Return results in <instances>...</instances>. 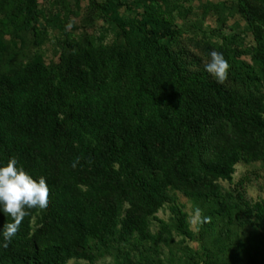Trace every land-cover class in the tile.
<instances>
[{"label": "trees", "instance_id": "16d2710c", "mask_svg": "<svg viewBox=\"0 0 264 264\" xmlns=\"http://www.w3.org/2000/svg\"><path fill=\"white\" fill-rule=\"evenodd\" d=\"M23 1H15L12 21L32 23L34 33L42 35L35 16L25 13ZM239 8L256 41L255 60L264 81V13L246 0H239ZM109 18L126 39L130 23L143 33L139 46L130 51L133 97L128 108L120 105V92L103 99L59 81L54 64L38 65L40 84L32 94L23 83L13 88L8 100L0 97L1 111L10 122L21 116L16 133L13 123L0 125V164L15 157L34 178L44 177L50 191L43 227L33 231L38 210H31L7 247L0 236V258L40 264H68L73 258L93 262L96 251L110 252L121 243L117 264H134L125 246L157 244L171 229L195 238L189 214L170 193L174 189L195 204L207 205L200 221L204 236L212 235L215 213L229 219L243 213L254 227L242 242L243 250L252 262L264 264V198L252 202L240 193L234 197L230 191L222 193L219 183L231 182L241 161L264 165V90L257 86L242 93L204 73L185 79L162 42V37L174 34L173 22L166 17H161V35L149 33L134 20ZM138 57L146 59L144 65ZM226 59L230 68L238 69L229 52ZM123 68L121 63L113 66L114 79ZM17 76L9 78L11 84L24 81L23 75ZM122 109L131 115L130 131L122 125ZM42 114L46 122L40 136L36 117L44 118ZM18 134L22 135L17 138ZM165 204L172 223L157 217ZM151 220L162 232L150 231ZM9 222L10 217L0 214V228ZM205 254V264H220L210 251Z\"/></svg>", "mask_w": 264, "mask_h": 264}, {"label": "rangeland", "instance_id": "374dc122", "mask_svg": "<svg viewBox=\"0 0 264 264\" xmlns=\"http://www.w3.org/2000/svg\"><path fill=\"white\" fill-rule=\"evenodd\" d=\"M15 1L0 0V97L4 96V99L8 100L7 95L13 88L23 83L29 95L32 94L40 84L38 65L54 64L59 81H66L70 86L74 83L82 88L85 95H101L103 99L112 91L120 92V105L125 104L128 108L133 97L130 88L133 58L130 51L137 48L143 38L142 31L130 22L137 21L149 33L161 35L165 32L161 17L173 22L171 28L174 34L162 37V42L169 46L171 56L185 79L195 73H204L208 79L216 81L204 70L210 51L215 50L223 53L225 58L229 52L238 68H230L227 80L219 84L242 93L255 91L257 86L264 90L262 69L255 60L256 41L239 8V0H24L25 13L35 16V23L43 32L40 36L34 33L32 23L12 21ZM246 1L264 13V0ZM109 17L130 23L127 27L128 39ZM138 59L140 64L146 62L145 58ZM117 63L123 64L124 68L119 79H114L112 69ZM247 72L252 78L246 76ZM18 74L23 75L24 81L19 79L12 85L9 78H17ZM163 89L167 87L163 86ZM42 116V120L36 117L40 126L37 134L40 133V136L46 122L44 114ZM120 117L124 128L130 131L133 124L131 115L122 109ZM18 118L10 122L0 105V125L13 123L16 133L14 129H18ZM24 133L27 134V130ZM21 135L18 134L17 138ZM219 183L222 193L230 191L234 197L240 193L246 200H260L264 198L263 162L241 161L235 166L233 180L220 179ZM170 193H175L189 214L195 238H187L171 229L162 233L163 239L157 244L145 242L125 246L126 251L133 255L134 264H139L143 256H147L143 264L181 261L185 264H205L206 251H210L220 264H256L243 250L242 242L254 229L243 213L233 219L215 213L212 235L204 236L200 233V221L207 205L195 204L178 190L171 189ZM43 217L44 210H38L32 220L33 231L43 227ZM157 217L172 223L168 204L159 210ZM150 231L162 232L156 220H151ZM122 247L119 243L110 252L96 251L93 262L73 258L68 264H117L118 249ZM0 264L40 262L34 259L19 262L3 257Z\"/></svg>", "mask_w": 264, "mask_h": 264}, {"label": "clouds", "instance_id": "9594fccd", "mask_svg": "<svg viewBox=\"0 0 264 264\" xmlns=\"http://www.w3.org/2000/svg\"><path fill=\"white\" fill-rule=\"evenodd\" d=\"M204 70L218 83H223L228 78L230 64L223 53L212 50ZM49 199L50 191L44 177L34 178L19 166L15 157L0 164V214L11 218V222L0 228L4 247L17 236L29 212L46 210Z\"/></svg>", "mask_w": 264, "mask_h": 264}]
</instances>
